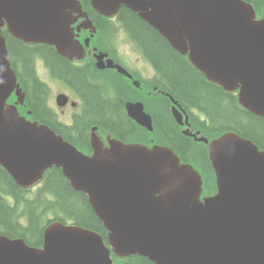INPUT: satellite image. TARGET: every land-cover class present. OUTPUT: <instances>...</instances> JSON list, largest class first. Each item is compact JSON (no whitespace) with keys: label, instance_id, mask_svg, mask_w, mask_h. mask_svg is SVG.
<instances>
[{"label":"water","instance_id":"obj_1","mask_svg":"<svg viewBox=\"0 0 264 264\" xmlns=\"http://www.w3.org/2000/svg\"><path fill=\"white\" fill-rule=\"evenodd\" d=\"M112 16L126 7L240 102L264 117V18L246 0H91ZM80 0H0V163L23 187L56 165L89 202L109 232L113 251L155 264H264V151L234 132L210 146L219 192L201 200L202 176L165 146L93 139L92 156L20 116L6 100L23 90L9 59L3 27L28 43L55 45L70 59L84 57L72 23L86 16ZM74 12L80 13L73 16ZM96 31V29H95ZM103 56V55H102ZM114 66L112 61L108 64ZM129 114L151 129L142 103ZM175 115L179 117L178 111ZM187 134L194 135L190 129ZM203 139V138H201ZM249 145V146H248ZM237 146V147H236ZM41 247L0 235V264H115L104 237L55 221Z\"/></svg>","mask_w":264,"mask_h":264},{"label":"trees","instance_id":"obj_2","mask_svg":"<svg viewBox=\"0 0 264 264\" xmlns=\"http://www.w3.org/2000/svg\"><path fill=\"white\" fill-rule=\"evenodd\" d=\"M246 1L254 5L259 17L264 16V0ZM83 3L87 10L95 13L90 0H83ZM121 12V19L125 21L127 28L142 43L147 55L164 76L167 90L172 92L173 97L179 101L184 109H199L209 116L210 123L201 131L202 134L209 138H215L226 131H236L264 149L263 117L244 109L239 105L238 98L234 94L226 92L223 87L208 80L185 56L175 50L166 38L140 18L137 13L128 8H122ZM4 34L11 41V58H20L24 70L28 74L22 79L27 91L28 102L40 118H47V110L44 106L46 89L41 82L35 79L33 60H31L32 49L27 48L26 43L22 40L10 37L7 30L4 31ZM40 50L46 54V59L52 65V69L59 76L65 77L76 85L85 97L90 113L85 119V123L98 120L105 126L121 128V121H114L113 115L106 116V108H108L110 101L101 96L98 86L88 81L87 68H76L70 65L66 58L56 53L50 46ZM31 78H33V84ZM28 82H31V85ZM159 85L162 86L160 83ZM115 109L116 106L109 110ZM158 124L172 141L176 151L182 155V161H189L194 165L198 164L192 158V149L197 144L196 141L175 130L163 116L158 117ZM175 124L180 127L176 121ZM126 126L129 130L133 129L131 124ZM118 133L123 135L121 131ZM157 142L168 144L167 139ZM207 163L210 171L200 167L206 191L215 187V174L208 158ZM45 185L49 189L48 193L37 194L33 198H28L25 195L26 192H22L13 178L0 166V189L4 188V191L7 192V201L9 198L16 199L15 206H10L5 201L3 202L0 196V222L4 228L3 233L10 237L21 234L29 243L40 245L43 242L46 222L50 220L45 218L53 213L55 220L66 223L73 222L91 228L107 239V229L103 221L95 214L88 196L75 190L60 168L55 167L50 172ZM20 204H24L21 216L27 219V223H22V225L16 219V209ZM126 262L129 264H155L141 255L126 258Z\"/></svg>","mask_w":264,"mask_h":264},{"label":"flooded vegetation","instance_id":"obj_3","mask_svg":"<svg viewBox=\"0 0 264 264\" xmlns=\"http://www.w3.org/2000/svg\"><path fill=\"white\" fill-rule=\"evenodd\" d=\"M86 11L97 31H94L92 26L87 28L83 26L85 23L84 17H78L73 22L76 37L83 42L86 57L79 60H70L63 57L67 59L70 65L76 68H87L88 81L98 86L101 96L110 101L108 108H106V116L110 117V115H113L114 121H121V128L118 129V126L117 129L105 126L98 120L89 123L84 122L90 115L87 101L76 85L65 77L59 76L52 69V65L46 59V54L40 49L50 46L56 53L61 54L56 50L55 46L45 44L26 45L27 48L29 47L33 51L31 60H33L35 79L41 82L46 89L44 106L47 110V118H40L28 102L27 91L22 82V79L28 74L24 70L21 59L12 58L14 68L26 93L24 102L22 101L18 104L19 111L23 116L48 126L86 154L93 153L92 143L94 137L100 138L106 147L109 146L110 141L114 138L130 143L135 136H143L147 143L152 142L150 146L160 144L155 142L167 139L168 144L164 145L172 146L176 150L163 128L159 126V116L165 117L175 130H178L189 139H192L193 136L185 133V128L189 127L192 132L197 133L203 131L209 125V116L204 111L186 108L185 111L190 118L189 126H176L175 121L172 119L173 101L167 96L166 92L159 89L158 85V83H162L167 89L164 76L147 55L142 43L127 28L125 21L121 19V11L113 17H107L100 13L95 14L96 12L92 13L87 9ZM74 16L78 15L74 14ZM115 37L116 43H113ZM102 53L106 54L104 58L101 57ZM108 59H112L116 65L122 68V71L117 67H109L107 65ZM31 81L33 84V78H31ZM28 84L31 85V82H28ZM13 95L10 97L9 103L17 102V96L14 97ZM167 99L171 101L170 108L166 106ZM130 101L144 104L145 111L152 115L153 131L139 125L140 128L134 118L129 115L127 104ZM114 106H116V109L110 111L109 109L112 110ZM129 124L133 125L132 130H129L126 126ZM120 131L123 135L118 133ZM138 142L145 143L142 141ZM0 166L13 178L4 165L0 164ZM49 173L47 170L41 182L25 189L14 178L13 180L18 184L22 192L35 195L44 194L49 192L45 185ZM1 189L0 196L2 201H5L10 206H15L16 199L12 198L13 201H7V192L4 191V188ZM16 216L17 221L22 225L19 209ZM3 230V225L0 222V234H5ZM18 236L22 235L19 234Z\"/></svg>","mask_w":264,"mask_h":264},{"label":"bare ground","instance_id":"obj_4","mask_svg":"<svg viewBox=\"0 0 264 264\" xmlns=\"http://www.w3.org/2000/svg\"><path fill=\"white\" fill-rule=\"evenodd\" d=\"M62 55V54H61ZM63 56V55H62ZM173 101L175 103V105L178 107L179 109V112L178 114L179 117L175 116L174 120L176 121V123L181 127L182 126H189L190 124V118L188 117L185 109L182 107V105L179 103L178 100H176L174 97H173ZM239 104L241 105V102H240V99H239ZM243 107V106H242ZM244 108L252 113H254L255 115H258L256 114L255 112L249 110L247 107L244 106ZM228 132H234L236 133L239 137L245 139L246 141H249L250 143H252L253 145H256V143L254 141H252L251 139L239 134L238 132L236 131H227ZM219 136L215 137V138H209L208 136L202 134V132H197L196 135L192 138L194 141H196V143L198 142H201V143H211L213 144V142L217 141L219 138ZM203 138V139H201ZM162 146H165V147H170L172 150H174V148L172 146H169V145H162ZM249 146V145H248ZM237 147V146H236Z\"/></svg>","mask_w":264,"mask_h":264},{"label":"rangeland","instance_id":"obj_5","mask_svg":"<svg viewBox=\"0 0 264 264\" xmlns=\"http://www.w3.org/2000/svg\"><path fill=\"white\" fill-rule=\"evenodd\" d=\"M261 17H264V16H261ZM117 37H119L118 35H117ZM120 38V37H119ZM113 43H116V37L114 38V40H113ZM27 196L29 197V198H32V197H34V195L33 194H27ZM50 216H53V217H55V215L54 214H49Z\"/></svg>","mask_w":264,"mask_h":264}]
</instances>
